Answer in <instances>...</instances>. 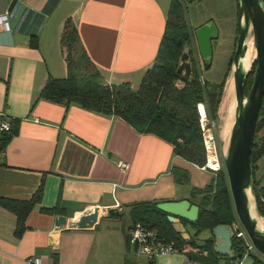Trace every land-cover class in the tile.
<instances>
[{
  "label": "crops",
  "instance_id": "crops-1",
  "mask_svg": "<svg viewBox=\"0 0 264 264\" xmlns=\"http://www.w3.org/2000/svg\"><path fill=\"white\" fill-rule=\"evenodd\" d=\"M171 1L0 0V17L13 14L0 21V115L15 128L0 153V199L28 201L42 184L40 203L18 236L16 215L0 204V264H26L29 258L47 264H184L183 254L150 263L135 253L127 236L131 208L182 200L198 206L202 195L194 192L209 186L215 173L185 161L171 143L138 132L120 117L39 97L48 79L68 74L61 44L68 19L77 30L81 56L103 84L127 83L136 90L154 65ZM195 45L190 50L202 68ZM177 83L182 87V80ZM258 135L264 141V127ZM263 160L256 163L260 186ZM56 206V214L40 210ZM110 208L120 215H109ZM94 210L99 214L93 227L55 230V216L70 221ZM178 230L186 241L195 233L182 221ZM211 235L207 231L198 245Z\"/></svg>",
  "mask_w": 264,
  "mask_h": 264
},
{
  "label": "trees",
  "instance_id": "trees-1",
  "mask_svg": "<svg viewBox=\"0 0 264 264\" xmlns=\"http://www.w3.org/2000/svg\"><path fill=\"white\" fill-rule=\"evenodd\" d=\"M191 32L183 19L180 0H172L167 14L165 31L155 58L154 65L146 71L139 87L134 90L127 83L119 85H105L101 81L99 72L93 69L92 74H81L78 61L73 53L78 46V34L70 19L66 20L61 44L66 49L68 74L63 79H48L39 97L43 100L75 104L86 110L105 115L117 116L131 125L140 133H151L171 143L175 155L198 167L206 163L202 133L200 129L198 104L205 106L207 118L214 121L221 102L225 85V78L221 82L211 83L202 80L198 64H196L192 51V77L183 81L182 87L176 83L181 80L177 73V66L185 43L189 45ZM37 38L31 39V46H36ZM231 59L227 70L230 71ZM205 70L210 69L206 63ZM256 64L251 68L246 78L245 95H248L252 85ZM264 127V98L259 113L256 133ZM14 125L10 123L8 131H0V153H2L10 138L14 135ZM264 157V141H253L250 164L253 169L252 192L255 197L258 213L264 218V187L260 186L255 177L257 161ZM194 194L202 195L198 204L199 214L195 223L181 220L190 225L194 235L186 241L174 230L167 220V215L156 208L157 204L135 205L130 214L133 222H140L150 228L156 229L161 236L173 242L177 247L191 246L187 255L203 264H216L219 256L215 251V242L212 235L197 243V237L203 231L211 233L212 228L218 225L240 226L233 207L225 170L215 173L211 184ZM42 184L28 201H9L0 199L1 206L16 215L15 234L20 235L25 229L24 220L35 205L40 203ZM49 214L59 213L58 206L54 208H41ZM243 231V229H242ZM244 232V231H243ZM246 235V234H245ZM247 238V237H246ZM248 239V238H247ZM232 250L235 260L224 259L230 264L242 259L249 251L243 238L234 237ZM251 264H264L260 257L254 258Z\"/></svg>",
  "mask_w": 264,
  "mask_h": 264
},
{
  "label": "water",
  "instance_id": "water-1",
  "mask_svg": "<svg viewBox=\"0 0 264 264\" xmlns=\"http://www.w3.org/2000/svg\"><path fill=\"white\" fill-rule=\"evenodd\" d=\"M237 29L230 72L234 80L233 110L227 125L226 140L221 148V159L227 176L229 190L237 220L253 248L264 257V226L259 225L262 218L257 210L252 192L253 169L250 164L251 149L256 135V125L264 98V0H237ZM252 33L255 56L247 69L244 55L248 49L247 37ZM197 49L202 60L209 66L212 62V41L217 39L218 30L214 23L207 22L194 31ZM191 50L185 43L177 66L182 81L192 77ZM256 64L252 85L245 95L246 78ZM229 116V117H230ZM156 208L167 215L168 222L178 232L181 220L195 223L199 207L187 200L162 202ZM111 216H118L117 209L107 210ZM98 210L67 221L65 216H55L54 227L60 231L66 227L88 229L98 218ZM215 251L221 256L235 260L232 240L235 231L232 226L218 225L211 230Z\"/></svg>",
  "mask_w": 264,
  "mask_h": 264
},
{
  "label": "rangeland",
  "instance_id": "rangeland-1",
  "mask_svg": "<svg viewBox=\"0 0 264 264\" xmlns=\"http://www.w3.org/2000/svg\"><path fill=\"white\" fill-rule=\"evenodd\" d=\"M182 6L183 19L187 26V29L191 32V40L189 43V48L192 50L195 45L194 31L201 25L207 22H212L218 30V39L212 41L213 58L212 65L209 71H204V66L199 68L201 79L208 80L211 82H221L225 75L227 76L225 80V85L222 93L221 102L217 110V116L214 121H210L213 125V133L216 143L221 151L222 146H224L226 140H223L225 136L222 134L223 127L230 121L229 117V100L224 103L225 97V87L227 81L232 74L227 70L230 59L232 58L235 46L236 29H237V0H180ZM252 39V33L249 32L247 37V43L249 47V40ZM253 46V57L255 56L254 44ZM74 59L78 61V67L81 74L88 75L92 74L93 69L87 64L86 60L81 56V51L79 46L76 47L75 52L72 54ZM179 85V83H177ZM224 103V104H223ZM257 140H260L258 133H256ZM262 141V140H261ZM221 157V152H220ZM221 163V170L224 169ZM262 167H264V160L262 161ZM214 174V173H213ZM256 174V169H255ZM264 182V179L262 180ZM264 187V186H261ZM124 218L127 220V214L125 213ZM264 220V218L262 217ZM189 228V227H187ZM209 232V231H208ZM207 231H203L196 240L201 242V240L206 236ZM260 257L264 261V257L258 254V252L252 247L249 248V252L245 255L243 264H251L254 258ZM216 264H227L224 259H220ZM235 264V261L230 263Z\"/></svg>",
  "mask_w": 264,
  "mask_h": 264
},
{
  "label": "built area",
  "instance_id": "built-area-1",
  "mask_svg": "<svg viewBox=\"0 0 264 264\" xmlns=\"http://www.w3.org/2000/svg\"><path fill=\"white\" fill-rule=\"evenodd\" d=\"M12 16L13 14L7 11L0 17V21L6 23L8 18ZM197 111L199 114L200 129L206 156V163L202 168L216 173L221 170V157L214 137L213 125L210 120H208L205 108H203L202 104H198ZM9 129L10 123L5 121L3 116L0 115V131H8ZM120 167L126 168V164L121 163ZM232 227L235 231V236L243 238L246 241L247 250L249 251V248H252L253 246L246 238L245 233L237 225H233ZM127 236L129 243L135 248V253L138 256L145 257L150 263H154L155 259L159 256L183 254L185 258L184 264H203L187 255L189 252L187 247H177L173 242L168 241L164 236H161L156 229L150 228L140 222H133L127 231ZM244 257L236 260L235 264H243ZM26 264L47 263L41 258H29L26 260Z\"/></svg>",
  "mask_w": 264,
  "mask_h": 264
},
{
  "label": "bare ground",
  "instance_id": "bare-ground-1",
  "mask_svg": "<svg viewBox=\"0 0 264 264\" xmlns=\"http://www.w3.org/2000/svg\"><path fill=\"white\" fill-rule=\"evenodd\" d=\"M253 42H252V39L250 38L249 40V47L247 49V51L245 52V55H244V65L245 67L248 69L251 65V62L253 60ZM225 92V97H224V103H226L229 98H231L232 100L230 101L229 103V116L230 114L232 113V110H233V93H234V80L232 77L229 78V80L227 81V85H226V88L224 90ZM223 103V104H224ZM222 134L224 136H226L227 134V124L223 127V130H222ZM259 225L261 227L264 226V220L262 218L259 219Z\"/></svg>",
  "mask_w": 264,
  "mask_h": 264
}]
</instances>
